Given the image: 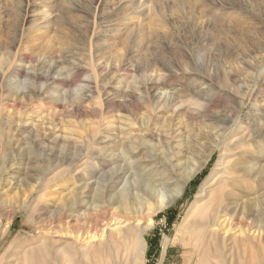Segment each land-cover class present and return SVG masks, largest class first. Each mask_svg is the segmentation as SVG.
Instances as JSON below:
<instances>
[{"label": "rangeland", "instance_id": "374dc122", "mask_svg": "<svg viewBox=\"0 0 264 264\" xmlns=\"http://www.w3.org/2000/svg\"><path fill=\"white\" fill-rule=\"evenodd\" d=\"M147 122L165 132L164 176L208 160L154 216L143 264H197L184 219L239 136L254 157L246 192L264 190V0H0V264H75L58 231L109 218L61 210L76 171L116 124ZM116 242L124 263L134 244Z\"/></svg>", "mask_w": 264, "mask_h": 264}, {"label": "bare ground", "instance_id": "6f19581e", "mask_svg": "<svg viewBox=\"0 0 264 264\" xmlns=\"http://www.w3.org/2000/svg\"><path fill=\"white\" fill-rule=\"evenodd\" d=\"M112 132L113 138H97L100 152L93 157L95 167L90 170L85 163L76 171L77 186L69 193V202L60 207L70 213L67 217L80 222L87 215L108 210L109 218L99 229L83 226L74 233L69 224L64 232L58 231L64 240L75 243L68 247L76 256L75 264H143L144 234L153 225L154 216L182 194L190 178L208 160L207 157L182 178L173 180L159 168L174 166L168 156L160 163L159 154L166 151V136L159 125L119 123ZM237 143L231 158L223 157L217 164L219 168L210 173L195 194L193 217L189 220L188 213L184 219L185 236L192 240L197 264H231L234 254L242 255L241 263L236 260L239 264H254V252L264 249V190L256 196L246 192L245 184L255 177V167L249 164L254 157L235 150L244 143L243 136L237 138ZM74 210L77 214H72ZM117 238L122 242L121 250H127L128 240L134 244L132 257L124 263L119 260L121 245L116 246ZM167 241L165 238L164 246Z\"/></svg>", "mask_w": 264, "mask_h": 264}]
</instances>
